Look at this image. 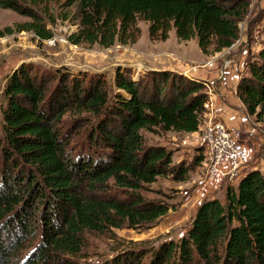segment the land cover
Here are the masks:
<instances>
[{"label": "trees", "instance_id": "1", "mask_svg": "<svg viewBox=\"0 0 264 264\" xmlns=\"http://www.w3.org/2000/svg\"><path fill=\"white\" fill-rule=\"evenodd\" d=\"M50 3L76 7L60 17L76 22L67 37L76 46L133 44L144 21L152 39L165 41L174 29L181 41L196 39L204 54L232 47L251 7V0H0V8L31 19L19 32L49 40L54 34L41 10ZM10 33L8 27L0 38ZM137 77L118 66L108 84L102 73L23 63L6 78L0 264H83L90 235L145 231L168 215L170 203L144 192L161 178L186 181L207 161L206 151L176 162L172 150L148 144L143 132H199L207 83L162 69ZM237 96L264 121V44L248 60ZM117 245L100 264H264V173H243L224 201L204 199L178 241Z\"/></svg>", "mask_w": 264, "mask_h": 264}, {"label": "rangeland", "instance_id": "2", "mask_svg": "<svg viewBox=\"0 0 264 264\" xmlns=\"http://www.w3.org/2000/svg\"><path fill=\"white\" fill-rule=\"evenodd\" d=\"M45 7L41 13L47 28L54 34L50 40H41L32 32H19L18 25L29 23L31 19L0 8V31L8 27L12 29V33L0 38V106L4 102L2 91L6 78L23 63H32L40 69L66 67L76 74L102 73L108 84L112 83L118 66L131 69L136 78L152 70H172L206 81L209 95L199 132H143L148 144H160L172 150L176 162L193 160L201 148L206 151L208 162L197 163L184 182L161 178L149 186L144 195L170 203L172 209L168 215L145 231L114 230L113 239L109 234L90 235L87 238L88 257L82 261L83 264H100L111 258L117 243L123 248L130 241L138 244L148 241L157 247L167 240L178 241L204 199L224 201L226 188L228 185L236 186L239 177L208 176L209 154L203 136L210 122L224 121L231 136L246 151L247 161L241 168V175L253 169L264 173V121L259 122L255 116L249 115L237 96V85L247 71L248 60L264 44V0H251L249 14L240 24L238 41L232 47L212 54H204L196 39L179 40L174 29L165 41L152 39L149 24L144 21L138 22L140 33L133 44H116L108 49L98 45L76 46L67 40L68 35L77 30L76 22L60 18L66 14L74 15L76 7L65 9L60 3H50Z\"/></svg>", "mask_w": 264, "mask_h": 264}, {"label": "built area", "instance_id": "3", "mask_svg": "<svg viewBox=\"0 0 264 264\" xmlns=\"http://www.w3.org/2000/svg\"><path fill=\"white\" fill-rule=\"evenodd\" d=\"M203 140L209 154L207 174L210 178L224 175L233 179L241 175V168L247 161V154L231 136L226 124L221 120L210 122Z\"/></svg>", "mask_w": 264, "mask_h": 264}]
</instances>
